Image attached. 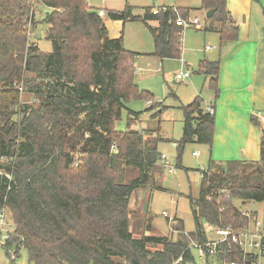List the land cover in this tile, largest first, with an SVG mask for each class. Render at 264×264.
I'll return each mask as SVG.
<instances>
[{
  "label": "trees",
  "instance_id": "16d2710c",
  "mask_svg": "<svg viewBox=\"0 0 264 264\" xmlns=\"http://www.w3.org/2000/svg\"><path fill=\"white\" fill-rule=\"evenodd\" d=\"M36 5L46 9L39 22L48 25L49 52L27 38L28 27L37 24ZM200 9L212 10L206 30L218 32L221 43L237 40L227 0H200ZM151 10L133 15L125 6L107 10V16L147 26L156 20V26H148L152 55L178 59L184 28L175 21H187L191 9L163 6L155 15ZM137 54L123 47L122 37L107 36L104 21L87 0H0V206L8 208L14 227L4 245L6 255L12 247L22 248L26 264L242 263L234 245L230 253L219 252L204 263L189 245L206 241L207 225L241 228L247 218L234 200L264 201V128L255 117L252 123L261 129L257 160L209 158L199 170L198 195H186L192 231L185 232L178 219L175 239L131 232L132 193L143 187L164 190L154 182L160 138L133 129L142 112L127 106L131 98L143 99L149 103L145 110L158 108L154 117L163 107L138 89L132 59ZM218 69L219 60L203 59L198 72L213 83ZM20 86L33 95L34 105L20 102ZM180 108L176 167H182L186 143L210 148L214 124L198 96ZM124 110L126 129L120 130L116 123Z\"/></svg>",
  "mask_w": 264,
  "mask_h": 264
},
{
  "label": "rangeland",
  "instance_id": "374dc122",
  "mask_svg": "<svg viewBox=\"0 0 264 264\" xmlns=\"http://www.w3.org/2000/svg\"><path fill=\"white\" fill-rule=\"evenodd\" d=\"M174 4L176 6H190L191 8H186L194 11L192 13H196L202 24L201 29L189 27L183 32V53L181 57L193 68L186 82H177L174 77V73L180 71L181 68L179 59L159 60L150 55L153 52L154 46L152 34L148 26H155L157 24L156 20L148 21V26L141 21H128L124 26L117 22L115 24L116 29L111 30L112 33L117 34L122 30L123 47L142 54L138 57H132L135 82L139 90L148 91L153 100L161 102L163 105L162 108L160 106L161 112L158 113V116L154 117L153 115L158 111V108L145 110L148 106L145 100L131 98L127 103L128 108L142 112L139 119L131 125L133 129L137 130L147 128L146 132L149 136H153L156 133L155 130L159 129L156 135L160 132V135L165 139L158 143V150L174 170L172 174H169L167 168H164L162 173L159 174L160 176H156L154 182H157L164 190L143 187L132 193L130 207L133 213L131 215L130 230L136 237H140L143 234V222L148 220V223L152 222L154 227L153 232L168 236L171 239L177 238L178 233L174 231L173 224L170 223L169 219L162 214L163 211L167 212L168 217L176 216L182 220L185 232L194 229V221L186 195H192L193 197L198 195L199 170L204 166L202 164L204 157L203 155L196 157L192 155V152L200 149L201 146L199 144L194 142L186 143L180 157L182 167H176L175 163L178 152L171 141L178 140L181 135L183 115L180 105H186L191 102L194 90H198L197 92H201L203 95L208 91L207 83L203 82L204 76L197 72L196 68L199 59L203 55L208 59L218 58L217 39L214 33L204 31L205 23L209 25L210 21L207 20L205 11L200 9V0H89V6L93 8H105V18H107V10H122L126 5L131 8L133 15H143L146 8L156 9ZM246 4H249V8H251V21L256 20L260 23V26H264V15L262 14V11L264 12L262 9V7L264 8V0H241L238 6L242 10ZM34 9V20L37 24L35 28H31L32 30H30V26L28 27L27 38L30 42L33 41L37 44L40 50L49 52L51 51V42L45 37L48 25L39 22L44 16L46 9L41 5L34 6ZM193 17L195 16L191 14L189 18ZM242 21L240 19V22ZM261 30L262 37L264 38V27ZM206 46H212L213 48L203 51ZM20 87V102L34 105L33 95L23 92L22 86ZM174 95L177 96L178 100ZM126 120L127 112L124 110L117 128L120 130L126 129ZM74 165L76 166L77 164ZM134 173L131 172L129 175H133ZM233 203L237 208L242 210L255 211L260 215L264 214V201H246L242 203L240 200H234ZM10 217L9 211V216L7 217L9 223L11 222ZM9 229H12V227ZM13 251L14 248L12 247L6 255L5 249L1 248L0 264L27 263V254L22 248L18 254L14 253L17 257L14 261H11L10 253Z\"/></svg>",
  "mask_w": 264,
  "mask_h": 264
},
{
  "label": "crops",
  "instance_id": "0c3cea01",
  "mask_svg": "<svg viewBox=\"0 0 264 264\" xmlns=\"http://www.w3.org/2000/svg\"><path fill=\"white\" fill-rule=\"evenodd\" d=\"M240 1L241 0H227V9L232 19L238 26V38L236 41L221 43L218 32L206 30L208 28L210 29L209 26L211 23L209 25L205 23L204 27L205 32H211L216 35L218 58L208 59L203 55V57L198 61L196 71L198 72L199 63L203 59H207L209 61L219 60V69L213 83L209 81L208 76L206 77L201 73L204 76L203 82L207 83L208 91L206 94L203 95L201 92H197L198 90H194L192 94L193 99L196 96L201 99V106L205 110H207V108L213 109L214 124L212 144L210 148L199 144L201 146L198 150L199 155H203L204 157L202 159V164H204L202 169L207 166L209 158L221 162L238 159L257 160L259 158L261 129L252 123V117L258 119L261 122L262 128H264V38L262 37L261 30L264 26H260V23H258L256 20L251 21V8H249L250 5L246 4V6L241 10L238 6ZM87 2L89 5V0H87ZM170 6L191 8L188 5L176 6L175 4L168 6L165 5L164 7ZM99 9L104 10V15L100 17L104 21L105 27L107 29V36L110 38L122 37V30L119 34L112 33L111 30L116 29L115 24L117 22L121 23L122 26H124L126 22H123L122 20H113L108 16L105 18V8H94L96 11ZM262 9L264 10L263 7ZM192 12L194 11L190 10V15L192 14L198 19L200 24L198 28L201 29L202 24L199 17L196 15V13ZM262 14L264 15L263 11ZM262 14H260V16H262ZM240 19L243 21L240 22ZM242 25L244 26L242 27ZM183 32L181 36V54L183 53ZM212 48V46H206L203 51L211 50ZM152 53L150 55H152ZM139 55L142 54L138 53L136 57ZM158 59L163 60L160 58ZM178 59L181 62L180 71L189 69L191 75L193 70V68L190 67L191 65H189L187 61L181 56ZM176 73H174V77ZM214 87L217 89V94L214 92ZM174 96L178 100L177 96ZM119 124L117 122L116 126ZM139 131H147V128H143ZM156 133L153 136H149L146 132V136L149 138H160V140L157 142L158 150V143L165 138L160 135V132H158L157 135ZM175 141L176 140H173L171 143L176 148ZM159 153L161 154V159L157 163L158 168L157 171L154 172V180L156 179V176H160L159 174H161L162 170L165 168L162 161L163 154L161 152ZM155 184L158 185L157 182ZM130 209L132 208L130 207ZM165 217L169 219L170 223L173 224V227L177 224L178 218L176 216ZM146 224H150V231L145 230ZM142 226H144L142 227V233L157 234L156 232H153L154 227L152 222L148 223V220L144 221Z\"/></svg>",
  "mask_w": 264,
  "mask_h": 264
},
{
  "label": "built area",
  "instance_id": "2783aa9c",
  "mask_svg": "<svg viewBox=\"0 0 264 264\" xmlns=\"http://www.w3.org/2000/svg\"><path fill=\"white\" fill-rule=\"evenodd\" d=\"M34 1V0H31ZM160 8L152 9V14H157ZM99 16L104 15V10H97ZM176 24L186 29L189 27H199V21L196 17L189 18L187 21L177 19ZM190 77V70L184 69L175 74L177 82H186ZM21 88V87H19ZM207 111L213 114L212 108H207ZM192 155L198 156L199 152L194 151ZM162 161L169 174L174 172L172 166L167 162L162 155ZM241 215L246 217L245 224L239 229H233L232 226L214 227L206 226L205 234L206 241L199 243L192 241L189 247L194 251L199 262L204 263L207 257L211 258L217 253H230L231 245L237 247V251L242 256V263L237 260H220L219 264H264V214L260 215L255 211H240ZM164 216H168L166 211H163ZM9 210L5 205L0 206V249L4 248L5 243L9 239V234L13 231V221L9 223L7 217ZM12 227V229H9ZM18 252L10 253V260L14 261Z\"/></svg>",
  "mask_w": 264,
  "mask_h": 264
},
{
  "label": "water",
  "instance_id": "95a60500",
  "mask_svg": "<svg viewBox=\"0 0 264 264\" xmlns=\"http://www.w3.org/2000/svg\"><path fill=\"white\" fill-rule=\"evenodd\" d=\"M211 13H212V10H208V11H206V17L208 18V17L210 16ZM118 124H119V122H118Z\"/></svg>",
  "mask_w": 264,
  "mask_h": 264
}]
</instances>
